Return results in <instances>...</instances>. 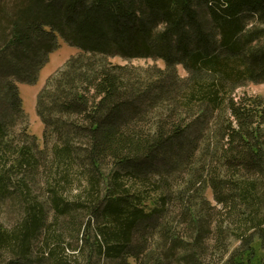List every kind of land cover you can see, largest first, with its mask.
<instances>
[{"label": "trees", "instance_id": "trees-1", "mask_svg": "<svg viewBox=\"0 0 264 264\" xmlns=\"http://www.w3.org/2000/svg\"><path fill=\"white\" fill-rule=\"evenodd\" d=\"M258 83L264 0H0V264H264Z\"/></svg>", "mask_w": 264, "mask_h": 264}, {"label": "rangeland", "instance_id": "rangeland-1", "mask_svg": "<svg viewBox=\"0 0 264 264\" xmlns=\"http://www.w3.org/2000/svg\"><path fill=\"white\" fill-rule=\"evenodd\" d=\"M77 54H79V50L76 47L71 46L67 42L60 39L58 48L50 54L47 63L39 71L36 82L32 84H18L20 97L22 99V106L26 114L29 131L37 139L40 148L43 147L44 125L37 112L38 94L45 87L49 79H51L60 69H62L71 57ZM110 61L114 64L126 63L123 59L119 57L110 58ZM131 63L135 66L142 67L154 64L152 60L146 59L132 60ZM156 64L160 67H163V64L161 62H157ZM178 70L182 76L185 75L181 67H179ZM238 93H246L250 96L264 97V83L248 84L243 89H240ZM207 196L212 199V194L210 191L207 192Z\"/></svg>", "mask_w": 264, "mask_h": 264}]
</instances>
